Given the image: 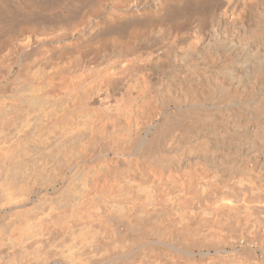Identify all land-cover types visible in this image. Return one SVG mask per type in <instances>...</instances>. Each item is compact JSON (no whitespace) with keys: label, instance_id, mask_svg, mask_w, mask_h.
I'll return each instance as SVG.
<instances>
[{"label":"bare ground","instance_id":"1","mask_svg":"<svg viewBox=\"0 0 264 264\" xmlns=\"http://www.w3.org/2000/svg\"><path fill=\"white\" fill-rule=\"evenodd\" d=\"M119 1L0 57V264H264V0Z\"/></svg>","mask_w":264,"mask_h":264},{"label":"rangeland","instance_id":"2","mask_svg":"<svg viewBox=\"0 0 264 264\" xmlns=\"http://www.w3.org/2000/svg\"><path fill=\"white\" fill-rule=\"evenodd\" d=\"M4 1L5 0H1L0 1V7H2V9L4 8H6V14L7 15H9L10 14V12H11V14H13L14 13V17L16 18V20H15V18L12 16L11 17V19H10V16H8L9 17V21H8V17H7V15L6 16H2L1 17V15L3 14V13H1V11H0V27L2 26V29H0V57H2V56H4V55H6V54H8L10 51V45H12V46H14V45H16L22 38H24V37H38V38H47L48 37V35H49V37H48V39H50V40H48V39H46L47 40V42L49 43V45L48 44H45L46 45V48L48 47V46H52V48L49 50V53H48V55L50 56L49 58H51V59H55L56 58V60H57V58L59 59V60H62L63 62L65 61V63H73V62H78V61H80V60H82V42H80V43H78L77 45H75V46H71V38H65L64 36L65 35H68V36H72L73 38H76L77 37V35H78V31H81L82 29V21L85 19L86 20V18H88L87 20L89 21V22H94V21H97L98 20V17H100V15H96L95 14V11H97V10H100L99 9V7L102 5L104 8H103V10L104 11H106L107 9H110L111 7H112V5H114L115 3H119L120 1L119 0H113V1H111V0H61L63 3H59V1L60 0H58V2H57V0H52L53 2H54V4L52 3V1H50V0H48L49 2H50V4L52 3V6L53 7H51L50 5H49V2L47 3L48 5H49V7H50V9H49V7L47 6V5H45L46 4V0H42V2H41V0L40 1H34V0H32V1H34V2H32V1H28L27 2V0H7V1H5V2H7V3H5V5H4ZM9 1V2H8ZM44 1H45V3H44ZM56 1V2H55ZM66 3H65V2ZM88 1V2H87ZM115 1V2H114ZM119 1V2H118ZM200 2H203V1H206V0H199ZM44 3V5H42V4H40V3ZM69 2V3H68ZM89 2H91L90 4H89ZM98 2H100V3H98ZM3 3V4H2ZM12 4V6H11V4ZM28 3V4H27ZM34 3V4H33ZM38 3V4H37ZM78 3V4H77ZM85 3H87V4H85ZM7 4H8V6H7ZM9 4H10V6H9ZM24 4V5H23ZM75 4H77V5H75ZM83 4H85L84 5V7H83ZM94 4L96 5V6H94ZM98 4V5H97ZM16 5V6H15ZM21 7H23V8H21ZM38 5H42V7L43 8H41V6H38ZM92 5V6H91ZM45 6H47V7H45ZM64 6V7H63ZM74 6H76V7H74ZM14 7H16L18 10L20 9L21 11H23L22 13L20 12V14H19V16H18V13L17 12H13L14 11V9H16V8H14ZM69 7V8H68ZM79 7H81V8H79ZM85 8L84 9V11H83V8ZM9 8H14L13 10L12 9H10V10H12V11H10L9 10ZM72 8V9H71ZM89 8V9H88ZM92 8V9H91ZM67 9H70V10H72V12L70 11H68ZM89 10V12H88V10ZM0 10H1V8H0ZM25 11L27 12V13H25ZM47 11V12H46ZM80 11V12H79ZM81 11H83L84 13H82ZM87 11V12H86ZM66 12V13H65ZM16 13H17V15H16ZM38 15H36V14ZM39 13V14H38ZM86 13L88 14V16L86 15ZM3 14V15H4ZM21 14H22V16H21ZM91 15V17H89L90 15ZM16 15V16H15ZM42 15V16H41ZM43 15H45V17L43 16ZM54 15V16H53ZM68 15V16H67ZM77 15V16H76ZM84 15V16H83ZM86 15V16H85ZM17 16H18V18H20V19H17ZM33 16V17H32ZM36 16V17H35ZM41 16V17H40ZM53 16V17H52ZM74 16V17H73ZM97 16V17H96ZM7 17V18H6ZM23 17V19H21ZM24 17L26 18V19H24ZM28 17H30L29 18V20H27V18ZM46 17H48V19L46 18ZM62 17V18H61ZM63 17H64V19H63ZM66 17V18H65ZM76 17V18H75ZM80 17V18H79ZM83 17V18H82ZM12 18H14V19H12ZM38 18V19H37ZM55 18V19H54ZM69 20H68V19ZM92 18V19H91ZM195 18V19H194ZM3 19V20H2ZM34 19H35V21H34ZM39 19H41V20H39ZM46 19V20H45ZM49 19H50V21H49ZM63 19V20H62ZM66 19H67V21H66ZM95 19V20H94ZM4 20L6 21H8L9 22V24H8V22L6 21V22H4ZM11 20V21H10ZM16 22H15V21ZM19 22H18V21ZM26 20V21H25ZM30 20H32V21H30ZM44 20H45V22H44ZM47 20L49 21L48 22V25L46 24L47 23ZM79 20V21H78ZM177 20H179V21H177ZM193 20H196V16H188V17H185V18H183V19H175V20H173V21H170L168 24H172L173 26H178V27H180V26H182L183 24H186V23H189V22H191V21H193ZM38 21H40V22H38ZM62 21V22H61ZM64 21V22H63ZM177 21V22H176ZM34 22V23H33ZM50 22H53V23H51L50 24ZM57 23V24H56ZM4 24V25H3ZM13 24V25H12ZM31 24V25H30ZM178 24V25H177ZM181 24V25H180ZM42 25V26H41ZM180 25V26H179ZM5 26H7V27H5ZM10 26V27H9ZM15 26V27H14ZM25 28H24V27ZM70 26V27H69ZM17 27V28H16ZM159 27H160V24H158V23H155L154 24V27L152 26V28H150V30L151 31H155V32H157L158 30H159ZM9 28V29H8ZM21 28V29H20ZM149 28H148V32H150V30H149ZM155 28V29H154ZM157 28V29H156ZM17 31H16V30ZM31 29V30H30ZM40 29V30H39ZM69 29V30H68ZM5 30H6V32H5ZM65 30H66V32H65ZM14 31H16V32H14ZM37 31V32H36ZM52 31V32H51ZM73 33H72V32ZM75 31V32H74ZM2 32V33H1ZM58 32V33H57ZM71 32V33H70ZM82 32V31H81ZM7 33V34H6ZM28 34H30V35H28ZM41 34V35H40ZM60 34V35H59ZM35 35V36H34ZM37 35V36H36ZM59 37H58V36ZM47 36V37H46ZM18 37V38H17ZM18 40H17V39ZM54 38V39H53ZM2 39H4V40H2ZM20 39V40H19ZM56 40V41H55ZM70 40V41H69ZM18 41V42H17ZM62 41H63V43H62ZM67 42V43H66ZM15 43V44H14ZM65 44V48H64V45ZM10 46V47H7V46ZM68 45H69V47H68ZM2 46V47H1ZM40 48V50H44L45 49V46H43V47H39ZM71 48V49H70ZM80 48V49H79ZM64 49V50H63ZM86 49V48H85ZM55 50V51H54ZM88 50V51H87ZM80 51V52H79ZM85 52H83V54L85 55L84 57L87 59V60H90V59H92V58H94L95 57V55L97 54L96 53V50L95 49H93V48H87L86 50H84ZM95 51V52H94ZM7 52V53H6ZM57 54H56V53ZM60 52V53H59ZM77 52V53H76ZM6 53V54H5ZM69 53V54H68ZM74 53V54H73ZM94 53V54H93ZM90 55L89 57H88V55ZM92 54V55H91ZM61 55V56H60ZM60 56V57H59ZM54 57V58H53ZM88 57V58H87ZM67 58V59H66ZM77 58V59H76ZM52 60V61H53ZM56 60H54V61H56ZM53 61V62H54ZM58 62V61H57ZM75 136V137H74ZM71 139H70V141H68L67 142V144H66V146H68L70 143H73V144H76V143H78V139H79V141L81 140V136L80 135H74ZM79 136V137H78ZM78 138V139H77ZM73 139V140H72ZM76 141H75V140ZM75 141V142H74ZM0 144H1V141H0ZM65 146V145H64ZM65 146V147H66ZM0 150H2V147H1V145H0ZM63 150H64V147L61 149V153L63 152ZM62 155V154H61ZM60 155V157H62ZM63 157L62 158H59L58 159V163H57V167L58 168H56V169H58V170H60L59 168H61L62 167V165H63ZM60 163V165H58ZM62 163V164H61ZM82 170V169H81ZM81 170H79L78 171V174H76L75 175V177H70L71 179H69V178H67L66 180V182L67 183H70L71 181H74V179L75 180H78L79 181V179H80V181L79 182H81L82 183V185H84V189H89V190H87V191H85L86 193H89V191L90 192H92L93 193V191H92V189H94L96 186H95V182H94V176H93V173L92 174H87L86 173V171H84V169H83V171H81ZM87 170V169H86ZM57 172H59V171H57L56 170V172H55V175H54V177L56 176V174H57ZM84 172V173H83ZM80 173V174H79ZM83 173V174H82ZM92 175V176H91ZM88 176H90V177H88ZM89 178V179H88ZM68 180L70 181V182H68ZM89 180V181H88ZM64 184V183H63ZM63 184H61V185H59L58 186V188H61V187H63ZM65 185V184H64ZM93 187V188H92ZM96 190V188L94 189V191ZM181 258H190V259H192L193 258V260H196V261H199L200 259H202V260H204V259H206V257H201L200 256V254H198V252H194V255H187L186 254V252H184V251H178V252H176Z\"/></svg>","mask_w":264,"mask_h":264}]
</instances>
